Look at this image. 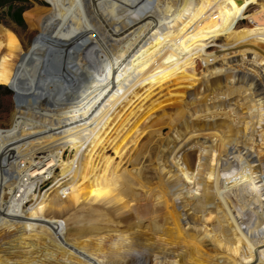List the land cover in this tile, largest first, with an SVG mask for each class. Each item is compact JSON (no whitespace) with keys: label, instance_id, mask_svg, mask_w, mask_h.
Masks as SVG:
<instances>
[{"label":"bare ground","instance_id":"1","mask_svg":"<svg viewBox=\"0 0 264 264\" xmlns=\"http://www.w3.org/2000/svg\"><path fill=\"white\" fill-rule=\"evenodd\" d=\"M46 1L27 54L0 27V86L20 90L0 130V264H264V0L245 27L238 0ZM175 80L173 112L139 123ZM147 129L167 130L159 147ZM58 170L59 194L37 196Z\"/></svg>","mask_w":264,"mask_h":264},{"label":"rangeland","instance_id":"2","mask_svg":"<svg viewBox=\"0 0 264 264\" xmlns=\"http://www.w3.org/2000/svg\"><path fill=\"white\" fill-rule=\"evenodd\" d=\"M157 1L158 0H156V3L162 4L161 1ZM238 2L239 4L241 3L240 7L244 6L241 7V9L244 11L242 12V20L240 21L239 25L241 27H245L249 25L250 21L248 17L255 13L257 5L251 3V0H238ZM153 7L157 11L160 10V6L155 3L153 4ZM52 10V5L46 0H0V27L14 32L23 45L24 53L27 54L28 51L33 48L40 34H42L40 26L41 19L50 14ZM130 35V33H127L123 40H128L130 38ZM223 43L224 42L222 40L218 41L219 45H223ZM217 51V48L211 47L209 53L215 54ZM196 65L201 69L205 67L204 62L200 59L197 61ZM188 90L190 91L191 89ZM19 91V88H6L0 86V130L3 132L10 131L12 115L18 104ZM145 91L141 92L140 95H143ZM185 91V85L181 84V82L177 80L168 83L164 86V88L161 89H157V87H155L154 90L144 95H149V97L145 101V103H143V108L138 114L140 118L139 123L144 120L146 112L149 111V106H151L152 103L155 106V109L153 110V112H155L153 113L154 115L151 118L152 120L146 121V125L149 126L151 123H153V121L157 119L166 120L167 118H165V116L173 112L176 104H178V102L180 101L181 94ZM186 95L187 94H184L183 97H186ZM137 103L138 102H136L135 105ZM159 108L162 109L159 110ZM149 132L150 129H147L141 136V144H145L150 141L149 143H151V146L154 145L156 147H159L161 144L160 140L166 137L165 135L167 130L162 135H160L159 138L155 136L151 137L150 135H148ZM67 154L68 153L65 154V160L67 159ZM105 156L111 157V159L115 158V161H118L117 157L114 155L111 149L105 152ZM17 165H19L18 158L12 159L9 165V170L14 171ZM122 165L123 167L121 171H123V169L125 168H127L128 170L132 168V165L129 163L125 164V162H123ZM139 167L142 168L144 172H146L147 177L151 178L156 176L154 174L155 172L151 170V162L149 160H142ZM58 173L59 170L55 173V176H53L49 181L45 182V184L40 187V190L36 193L37 196L42 198L45 195V200H50L54 196L55 192H58L57 194H59V191L61 190V188L59 187L49 190V188L53 184V181L56 180L54 179V177H58ZM53 190H55V192ZM27 209H30L29 206ZM142 235H145V239L148 238V233H143Z\"/></svg>","mask_w":264,"mask_h":264}]
</instances>
